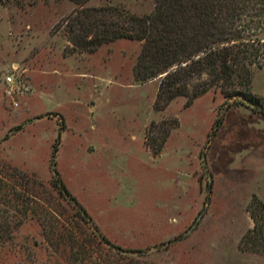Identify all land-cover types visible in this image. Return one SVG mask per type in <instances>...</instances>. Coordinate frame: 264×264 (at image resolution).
I'll return each instance as SVG.
<instances>
[{
    "label": "rangeland",
    "instance_id": "obj_1",
    "mask_svg": "<svg viewBox=\"0 0 264 264\" xmlns=\"http://www.w3.org/2000/svg\"><path fill=\"white\" fill-rule=\"evenodd\" d=\"M154 2L84 7L144 15ZM78 7L0 0V161L41 180L55 168L109 240L147 251L133 264H264L263 250L238 247L253 225L251 197L264 202V114L225 109L218 91L156 106L159 79L133 77L139 41L93 51L71 42L67 18ZM251 91L264 110V62ZM17 241L26 257H45L35 223ZM11 247H0V264L16 262Z\"/></svg>",
    "mask_w": 264,
    "mask_h": 264
},
{
    "label": "trees",
    "instance_id": "obj_2",
    "mask_svg": "<svg viewBox=\"0 0 264 264\" xmlns=\"http://www.w3.org/2000/svg\"><path fill=\"white\" fill-rule=\"evenodd\" d=\"M12 1L33 5L39 0ZM72 1L79 7L67 22L76 47L93 51L120 38L140 42L133 77L140 84L159 79L156 106L177 97L188 98L189 105L218 91L225 109L246 106L264 114L262 99L251 91L253 73L264 62V0H155L144 15ZM247 211L253 225L238 247L264 251V202L253 194ZM28 222L40 228L46 254L40 262L26 257L29 249L17 241ZM8 244H13L14 264H133L147 255L109 240L55 168L41 180L0 161V247Z\"/></svg>",
    "mask_w": 264,
    "mask_h": 264
}]
</instances>
